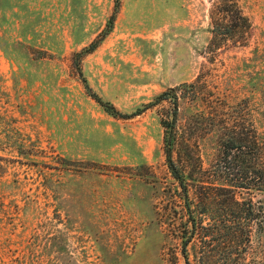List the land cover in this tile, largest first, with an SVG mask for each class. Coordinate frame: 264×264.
<instances>
[{
    "label": "rangeland",
    "instance_id": "obj_1",
    "mask_svg": "<svg viewBox=\"0 0 264 264\" xmlns=\"http://www.w3.org/2000/svg\"><path fill=\"white\" fill-rule=\"evenodd\" d=\"M213 1L0 0V264H186L181 190L160 124L167 103L115 118L88 95L73 58L116 10L82 58L89 87L131 114L181 86L187 153L209 170L217 147L200 123L210 98L246 99L264 132V0H239L246 44L211 54ZM237 194L254 214L236 264H264V192ZM198 250L188 245L190 264Z\"/></svg>",
    "mask_w": 264,
    "mask_h": 264
},
{
    "label": "trees",
    "instance_id": "obj_2",
    "mask_svg": "<svg viewBox=\"0 0 264 264\" xmlns=\"http://www.w3.org/2000/svg\"><path fill=\"white\" fill-rule=\"evenodd\" d=\"M118 6L119 0H116V9ZM115 14L116 10L97 40L74 54V68L88 95L115 118L130 119L157 104L167 103L166 118L161 119L160 124L164 131L165 160L172 178L181 190L184 216L181 251L185 262L190 264L187 247L194 244L199 248V264L205 263L208 258H216L219 264H236L247 251L254 214L251 199L237 197V193L264 192V132L257 124L246 99L228 105L218 97L210 98L207 103L208 112L202 115L200 131L214 138L217 158L209 170H204L200 158L187 153L191 143L178 122L179 100L185 97L181 86L169 88L157 96L154 102L137 108L131 114L121 113L113 104L100 98L89 87L80 64L82 58L94 52L110 32ZM208 18L211 34L207 46L209 53L215 54L222 49L246 44L251 23L239 0L213 1ZM188 87L196 98L197 85L190 84ZM192 160H197V167H194ZM190 171L193 175H190ZM189 180L194 182L192 191L187 182Z\"/></svg>",
    "mask_w": 264,
    "mask_h": 264
}]
</instances>
